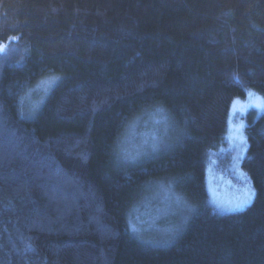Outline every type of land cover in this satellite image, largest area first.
I'll use <instances>...</instances> for the list:
<instances>
[{"label": "trees", "instance_id": "obj_1", "mask_svg": "<svg viewBox=\"0 0 264 264\" xmlns=\"http://www.w3.org/2000/svg\"><path fill=\"white\" fill-rule=\"evenodd\" d=\"M0 45V264H264V109L245 114L253 201L219 213L207 178L234 100L264 96V0H0ZM156 108L168 144L125 159ZM158 181L196 206L169 244L131 226Z\"/></svg>", "mask_w": 264, "mask_h": 264}, {"label": "rangeland", "instance_id": "obj_2", "mask_svg": "<svg viewBox=\"0 0 264 264\" xmlns=\"http://www.w3.org/2000/svg\"><path fill=\"white\" fill-rule=\"evenodd\" d=\"M5 48L3 45L2 51ZM40 82L32 88L33 93L31 92L28 97L30 99L35 94L32 109L43 101L57 81L51 86L41 85ZM45 87H48L47 91ZM252 108L264 109V96L254 89L248 90L245 96L234 100L224 144L209 156L207 172L209 195L219 213L245 209L250 203L243 208H236L235 204L249 183L255 193L252 177L242 167L248 147L245 114ZM171 127L163 108L150 110L137 117L128 126L119 142L121 156L135 160L153 154L168 144L167 141L173 135ZM194 209L196 206L188 197L178 192L173 183L158 181L150 185L145 196L133 207L131 226L132 229L135 228L133 231L136 234L146 240L150 239L154 244H169L183 232L177 235L180 230L185 229L184 226L187 225Z\"/></svg>", "mask_w": 264, "mask_h": 264}, {"label": "snow or ice", "instance_id": "obj_3", "mask_svg": "<svg viewBox=\"0 0 264 264\" xmlns=\"http://www.w3.org/2000/svg\"><path fill=\"white\" fill-rule=\"evenodd\" d=\"M2 50H3V45H0V51H2ZM59 79H60L59 76H56L53 74V75L46 77L40 83H41V85L51 86L56 81H58ZM47 90H48V87H45V91H47ZM240 138H241V140L244 139L242 136ZM254 194H255L254 189L251 188V185L249 183L248 186L243 191V195L238 198V201L235 204V207L236 208H243V207L247 206L249 203H251V200H252ZM133 230L135 231V228H133ZM29 248H31V245H29Z\"/></svg>", "mask_w": 264, "mask_h": 264}]
</instances>
